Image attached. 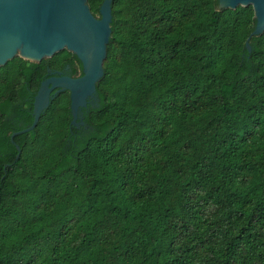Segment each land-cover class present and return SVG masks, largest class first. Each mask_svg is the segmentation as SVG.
I'll use <instances>...</instances> for the list:
<instances>
[{"label":"trees","instance_id":"1","mask_svg":"<svg viewBox=\"0 0 264 264\" xmlns=\"http://www.w3.org/2000/svg\"><path fill=\"white\" fill-rule=\"evenodd\" d=\"M103 1L88 0L97 16ZM112 14L87 127L63 91L13 142L72 52L0 66V264H264L253 6L112 0Z\"/></svg>","mask_w":264,"mask_h":264},{"label":"water","instance_id":"2","mask_svg":"<svg viewBox=\"0 0 264 264\" xmlns=\"http://www.w3.org/2000/svg\"><path fill=\"white\" fill-rule=\"evenodd\" d=\"M252 5L256 25L247 38L251 49L253 36L264 33V0H218V9ZM112 0H104L100 15H95L88 0H0V66L17 54L32 61H41L67 49L78 56L83 65V75L49 77L41 82L34 101V121L22 130L34 129L53 98L52 92L69 90L72 124L80 107L97 89L104 76L107 46L112 35ZM20 156L21 147L17 144Z\"/></svg>","mask_w":264,"mask_h":264},{"label":"flooded vegetation","instance_id":"3","mask_svg":"<svg viewBox=\"0 0 264 264\" xmlns=\"http://www.w3.org/2000/svg\"><path fill=\"white\" fill-rule=\"evenodd\" d=\"M64 50L69 51L67 49H63L61 51H64ZM61 51H59V52H61ZM69 52H71V51H69ZM73 55L74 54L72 52L71 58L69 60L62 61V62L56 64L55 66H49L46 78L63 77V76H69L72 78H76V77L82 76L84 73L82 62L80 61V59L78 57L77 58L73 57ZM53 56L43 58L42 60L47 59V58H52ZM15 57H20V58L29 60L31 62H41L42 61V60L41 61H32L30 59L25 58L21 54H17ZM57 89H55L52 92L53 98L63 91H69L66 89V90H62V91L55 93L57 91ZM69 93H70V91H69ZM99 101H100V95L96 89V91L93 92V94L87 98V104L85 106L80 107L78 114H77V118H76V124H73L72 126H75L76 128H81L82 126L87 127V124L85 121L86 113L88 112L90 107H95Z\"/></svg>","mask_w":264,"mask_h":264}]
</instances>
